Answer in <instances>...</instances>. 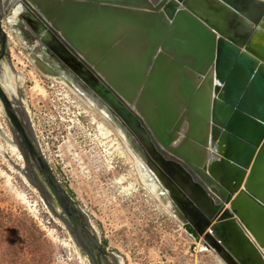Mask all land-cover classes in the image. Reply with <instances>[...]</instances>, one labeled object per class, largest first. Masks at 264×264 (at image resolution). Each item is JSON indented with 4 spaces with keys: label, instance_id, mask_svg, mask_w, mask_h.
Wrapping results in <instances>:
<instances>
[{
    "label": "water",
    "instance_id": "obj_1",
    "mask_svg": "<svg viewBox=\"0 0 264 264\" xmlns=\"http://www.w3.org/2000/svg\"><path fill=\"white\" fill-rule=\"evenodd\" d=\"M9 32L43 75L104 98L97 111L192 251L264 264V0H0V60ZM0 103L46 186L35 172L29 182L100 264L96 228L75 213L1 76Z\"/></svg>",
    "mask_w": 264,
    "mask_h": 264
},
{
    "label": "rangeland",
    "instance_id": "obj_2",
    "mask_svg": "<svg viewBox=\"0 0 264 264\" xmlns=\"http://www.w3.org/2000/svg\"><path fill=\"white\" fill-rule=\"evenodd\" d=\"M9 33L10 55L0 62L2 83L7 75L23 77L15 84L25 111L20 119L29 124L33 144L39 145L64 191L96 228L95 251L102 264L113 262L111 253L124 264H220L214 253L200 252L199 243L192 251L194 240L142 186L112 128L106 123L112 134L100 138L90 113L80 108L87 104L66 84L39 72ZM0 109V264H89L54 197L57 214L29 182V177L36 180L35 172L46 186L35 163L30 170L21 153L12 150L9 140L17 145L13 128L1 103Z\"/></svg>",
    "mask_w": 264,
    "mask_h": 264
},
{
    "label": "bare ground",
    "instance_id": "obj_3",
    "mask_svg": "<svg viewBox=\"0 0 264 264\" xmlns=\"http://www.w3.org/2000/svg\"><path fill=\"white\" fill-rule=\"evenodd\" d=\"M9 35H10V33H9ZM10 38L12 39V37H11V35H10ZM4 72H6V71H4ZM3 75V74H2ZM5 78H7L6 80L7 81H4V83H2V84H4V86L6 87V89L12 94V98L13 99H15L14 97L16 96V92L19 90V86H15V84L17 85H19V84H21L22 82H23V77H19L18 75L17 76H13V77H10V75L8 76H6ZM55 79V78H54ZM55 80H57V79H55ZM58 82H61V81H59V80H57ZM2 82V81H1ZM63 83V82H62ZM66 84V83H65ZM67 85V84H66ZM69 87V86H68ZM71 89V88H70ZM74 91L75 93H76V91L74 90V89H71V91ZM72 91V92H73ZM19 93V92H18ZM68 96V95H67ZM74 96H77V95H74ZM70 97V96H69ZM78 97V96H77ZM16 100V99H15ZM81 101V100H80ZM79 101V102H80ZM74 102V101H73ZM86 104V103H85ZM81 105V104H80ZM90 106V108H92L93 110H95V111H90V110H88L87 109V106ZM87 106L86 105H81L80 106V108L81 109H83L84 110V112H89L90 113V116H91V119L94 121V123L96 124V131H97V133H98V136L100 137V138H102V139H105L109 134H112V132L110 131V129L107 127V124L110 126V124H109V122L97 111V109H96V107L95 106H93L91 103H89V104H87ZM89 108V107H88ZM1 110V109H0ZM83 112V111H82ZM80 116V115H79ZM100 117H102L103 118V120L102 119H100V121H97V119L98 118H100ZM107 123V124H106ZM111 127V126H110ZM112 128V127H111ZM112 130L117 134V132L112 128ZM118 135V134H117ZM119 136V135H118ZM120 138V137H119ZM120 140H121V138H120ZM9 142H10V144H11V146H12V150L18 155L19 154V152L21 153V151L19 150V148H18V146L17 145H15V142H14V140H9ZM122 142V141H121ZM123 146H124V144H123ZM124 148H125V146H124ZM125 152L127 153V151H126V149H125ZM14 153V154H15ZM22 155V154H21ZM127 155H128V153H127ZM129 156V155H128ZM128 156H126L127 158H128ZM18 157V156H17ZM19 158H20V156H19ZM129 158H131L130 156H129ZM128 158V160H130ZM131 160L133 161V159L131 158ZM132 161H130V164H131V166H133V169H134V161L132 162ZM135 170V169H134ZM136 172V171H135ZM137 174V173H136ZM137 176H138V174H137ZM139 178V177H138ZM137 180V179H136ZM140 181V180H139ZM141 183V182H140ZM140 185V184H139ZM143 186V185H142ZM144 187V186H143ZM151 194V193H150ZM152 195V194H151ZM163 209H165L164 207H163ZM166 210V209H165ZM166 212L167 213H169L167 210H166ZM171 215V214H170ZM216 256V255H215ZM220 264H224L222 261H218Z\"/></svg>",
    "mask_w": 264,
    "mask_h": 264
},
{
    "label": "flooded vegetation",
    "instance_id": "obj_4",
    "mask_svg": "<svg viewBox=\"0 0 264 264\" xmlns=\"http://www.w3.org/2000/svg\"><path fill=\"white\" fill-rule=\"evenodd\" d=\"M2 55V44H1V42H0V56ZM7 55L6 54H4L2 57H1V60H0V62L6 57ZM63 79L66 81V82H68L70 85H71V82L65 77V76H63ZM2 81V80H1ZM65 84V83H64ZM2 86H3V88H4V85L2 84ZM72 87H73V89L76 91V93L79 95L78 96V98L82 101V102H84V103H86V104H89V103H91L93 106H98V107H102L103 106V104H105V105H107V102L104 100V98H102V96H99L97 93H95V92H93L92 90H91V93L90 92H86L85 90H83V89H81L80 87H76V86H73V85H71ZM5 89V88H4ZM9 94L11 95V97H12V94L9 92ZM20 94V93H19ZM16 100H14L13 98H12V100H13V102L14 103H16V104H18V102H19V106H20V108H23V106H22V104H23V102L20 100V98H18V96H15L14 97ZM17 98H18V101H17ZM89 106V105H88ZM38 147H39V145H37ZM24 148L27 150V148H26V146H24ZM40 149V148H39ZM41 151V150H40ZM29 157V162L31 163V161H33L32 160V158H31V156L29 155L28 156ZM43 176V175H42ZM44 178V177H43ZM44 181H45V179H44ZM45 183H46V181H45ZM67 194V199L70 201V196L68 195V193H66ZM71 201H72V199H71ZM70 201V202H71ZM73 203V205L75 204L74 202H72ZM77 204H75V206H76ZM79 208H75V213L76 214H78L79 212H80V210H78ZM79 220H81L82 222H81V224L84 226V227H86V225H85V222H84V217L82 216V215H79V218H78ZM98 257V256H97ZM99 259V258H98ZM99 263L100 264H102V262H101V260L99 259Z\"/></svg>",
    "mask_w": 264,
    "mask_h": 264
}]
</instances>
